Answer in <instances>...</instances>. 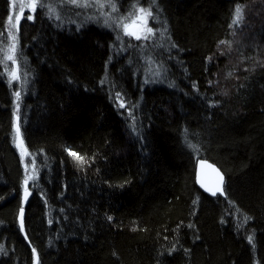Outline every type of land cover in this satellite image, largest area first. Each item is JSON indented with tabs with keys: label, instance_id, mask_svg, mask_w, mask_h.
<instances>
[{
	"label": "trees",
	"instance_id": "trees-1",
	"mask_svg": "<svg viewBox=\"0 0 264 264\" xmlns=\"http://www.w3.org/2000/svg\"><path fill=\"white\" fill-rule=\"evenodd\" d=\"M136 2L115 0L123 15ZM56 8L60 19L21 20L19 100L0 63V264H264V0H157L149 27L167 32L146 50ZM9 9L0 0V49ZM199 159L222 171L226 197L198 189Z\"/></svg>",
	"mask_w": 264,
	"mask_h": 264
},
{
	"label": "snow or ice",
	"instance_id": "snow-or-ice-1",
	"mask_svg": "<svg viewBox=\"0 0 264 264\" xmlns=\"http://www.w3.org/2000/svg\"><path fill=\"white\" fill-rule=\"evenodd\" d=\"M61 4H71L75 7L78 8H92V7H96L98 8V10L100 11V15L101 16H105L106 19L104 21L106 26H112L109 23V20L111 19V17L109 16L108 13H105L103 11V9L105 7L110 8L112 13L118 12L119 9L116 6L115 0H60ZM156 3L157 0H152V3L147 7H141L139 6V0H137L136 3H134L132 5V11L129 12L128 17H119L115 20H112V24H115L116 27H123L124 30V35H128V36H134L137 40L140 39H144V40H150L153 36H156L157 34H159L160 36H164V34L167 32V28L166 25L163 29V31L159 30V29H154L152 27L148 26V19L151 18L153 20L157 19V15H155L154 13V9L156 7ZM246 5L241 4V3H236L235 8H234V13H233V19H232V23L229 24V28H234V27H239L241 22L244 20V9H245ZM28 8L31 10L32 13H35L38 9L41 10H46V14L49 16V18L55 17L56 19H60V16L57 12V8L55 6V0H51V2H49V0H21L20 3V13L16 15L15 20H16V24L13 25L12 24V17L9 16L8 18V22H9V28H8V36L9 38L12 40V43L10 45H8L5 49H0V51L4 52V56L3 59L0 60V63L4 64V67L7 69L8 68V64L7 61H11L13 64H16L17 61V56L18 54L16 53V46H17V35L15 33H13L12 28L15 27L16 28V32L18 33L19 31V21L22 18L24 9ZM79 14V13H77ZM93 17H89V19H92ZM27 20H33L34 16L33 15H28L26 17ZM131 19V24L126 23L125 21ZM142 24L143 29H144V34L141 35L139 33V27ZM80 26L78 25V28ZM131 29H137V30H131ZM0 35H2V33H0ZM117 39L119 40L120 37L119 35L117 36ZM227 44L229 49L231 48V42L229 41H225V40H221L219 41L218 44V48L220 45H225ZM172 47H177L175 44H172ZM221 55H223L224 53L221 52ZM213 59V57H209L208 60L209 62ZM10 76V83L11 80H16L19 79L20 77L17 75V71L16 70H12L9 73ZM157 76L160 75L159 72L156 73ZM229 75H231V73H229ZM25 80H26V76H25ZM101 83H105V80H102ZM145 83H148V81L146 80ZM214 83V81L209 80L208 84L209 86H211ZM170 87H174L173 84L169 85ZM196 85L193 84V88L196 89ZM20 92L16 91L14 92V96L16 97L17 100L20 99ZM120 97V94L117 93V98ZM125 105L123 103L120 104V107L123 108ZM19 108V105H17V109ZM14 116H16V112L13 113ZM133 119H135L133 117ZM14 127V131H15V136H14V140H18L19 136H20V129L19 126L17 124L14 123L13 125ZM133 129H135V124L132 125ZM186 140H187V135L185 136ZM18 147L20 146L19 144L17 145ZM188 147L193 149L194 151H199L198 146L196 144H193L191 142H188ZM65 151L68 152V154L70 156H72L74 158L75 161L79 162L80 164L85 163V158L81 155H79L76 152L70 151L69 149H65ZM25 153H21V159L23 161V156ZM35 163V161H33V164ZM200 165L202 167L206 166L208 168H213L212 165H208L206 164L205 161H200L199 162ZM213 171L216 172L217 177H219V180L221 181L220 185H217L215 190L212 189H205L206 191H210L211 195L216 196L217 193H219L221 196H225L226 197V192L224 190V188L221 186L222 182H223V176L220 175L219 171L216 170L215 168H213ZM27 179H25V184H27ZM202 187H204V185H201ZM27 189H25V199H27ZM229 204H233V202L229 201ZM23 206H21L20 209V216H21V230L23 231ZM63 211V210H61ZM237 211L239 212L240 210L237 209ZM107 219L109 221L113 220L112 216H108ZM244 221H247L249 219H251L250 217L244 216L243 217ZM52 221H49V223H51ZM189 227H193V225H189ZM136 229L133 228V231H135ZM248 241L250 244L253 243V236H248ZM175 250V246H173V249ZM187 251V250H185ZM33 252V257L34 259L37 257V251L35 248L32 249ZM0 253H4L5 249L3 245H0ZM115 255V254H114Z\"/></svg>",
	"mask_w": 264,
	"mask_h": 264
},
{
	"label": "rangeland",
	"instance_id": "rangeland-1",
	"mask_svg": "<svg viewBox=\"0 0 264 264\" xmlns=\"http://www.w3.org/2000/svg\"><path fill=\"white\" fill-rule=\"evenodd\" d=\"M49 2H51V0H49ZM20 3H21V0H10V9H9L10 13H9V16L12 17V24L13 25L16 24V20H15L16 15L20 13ZM56 5H59V6H62V5L66 6L67 5L68 7L74 9V11L78 12L82 16H85L83 18H87V20H90V21L98 20L101 23L105 24L104 21H105L106 17L105 16H101L100 15V11L96 7H92V8H78V7H75V6L71 5V4H61L60 0H55V6ZM132 10L133 9H129L128 12L125 13L126 15H123V14H120V12L112 13L110 8H108V7H105L103 9V11L105 13H108L109 16L111 17V19L109 20V23L119 33L120 37L128 38V40L131 39L132 42L134 43V45H136V47L139 48V49H143V50L144 49L146 50L147 48L150 49V48H152L153 43H154V41L156 39L155 36H153L150 40H144V39L137 40L134 36L124 35L123 27H116L115 24H112V20H115V19H117L119 17H128L129 12L132 11ZM32 14L33 13L31 12L30 9L25 8L21 20L26 15L28 16V15H32ZM9 16H8V18H9ZM89 17H93V18L89 19ZM21 20L19 21V25L21 23ZM149 21H150V18L148 19V26H149ZM125 22L131 24V19H128ZM243 23H246V21L243 20ZM243 23L241 22L239 27H235V31L233 32L235 37H239L240 38V35L242 37V33H243L242 32L243 31L242 26H243ZM8 28H9V22H8V19H7V25H6V29H5L6 35H5V40L3 42L4 45H3L2 49H5L8 45H10L12 43V40L8 36ZM12 31L16 35H18V33L16 32V28L15 27L12 28ZM139 33L141 35L144 34V29H143L142 24L139 27ZM16 53H17V46H16ZM2 55L4 56V52L3 51H2ZM142 60L144 61V64H146V65L148 64L149 65V66H144L143 65V68L145 67V69H146L145 77H148L150 80H151V78L152 79L158 78V76L156 75V73L158 71H156L155 65H153V67H151L152 63L154 62V60L151 58V56L145 55ZM7 64H8V68L6 69L4 67V73H5V76L8 79V83L11 86L13 85V88H15L14 90L20 91L19 86L21 85V83H24L23 82L24 81V76H23V72H22V69H21V65H19L18 58H17L16 64H13L11 61H7ZM3 66H4V64H3ZM12 70H16L17 71V75L20 78L16 79V80H11V83H10V76H9L8 73L10 71H12ZM147 73H148L149 76L147 75ZM14 136H15V131H14ZM13 142L15 143V147H16L18 153L20 154V157H21V153L22 152L25 153L24 156H23L22 165H24V168H25V172H26L25 176H26V178H28L27 179V184H32L36 180V177H37V175H36L37 174L36 164H33V161H34L33 157L30 154L27 153L26 149L24 148L23 143H21L20 136H19L18 140H14V137H13ZM18 144L20 145L19 147L17 146ZM27 184H25V185H27Z\"/></svg>",
	"mask_w": 264,
	"mask_h": 264
},
{
	"label": "water",
	"instance_id": "water-1",
	"mask_svg": "<svg viewBox=\"0 0 264 264\" xmlns=\"http://www.w3.org/2000/svg\"><path fill=\"white\" fill-rule=\"evenodd\" d=\"M131 30H136V29H131ZM200 161H205L206 164L212 165L213 168L219 171L220 175L223 176V182L221 185L222 187H224V183H225L224 175L222 171L219 168H217V166L214 165L213 163H210L209 161L205 159L197 160L196 165H195L196 170H195V176H194L196 186L198 187L200 191L204 192L208 196L214 197L213 195H211L210 191H206L205 189L207 188V189L215 190L216 186L221 184V181L219 180V177H217L216 172L213 171V168H208L206 166L202 167L199 163ZM202 184L204 185V187L201 186ZM216 196H221V195L217 193Z\"/></svg>",
	"mask_w": 264,
	"mask_h": 264
}]
</instances>
